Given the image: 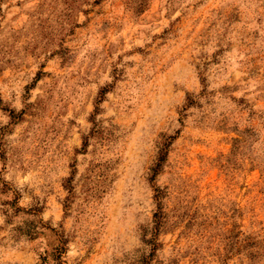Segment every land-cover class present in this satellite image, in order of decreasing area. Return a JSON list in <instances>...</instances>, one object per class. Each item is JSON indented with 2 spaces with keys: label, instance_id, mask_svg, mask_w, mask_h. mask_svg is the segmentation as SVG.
<instances>
[{
  "label": "rangeland",
  "instance_id": "obj_1",
  "mask_svg": "<svg viewBox=\"0 0 264 264\" xmlns=\"http://www.w3.org/2000/svg\"><path fill=\"white\" fill-rule=\"evenodd\" d=\"M59 235L47 264H264V0H0V264Z\"/></svg>",
  "mask_w": 264,
  "mask_h": 264
},
{
  "label": "trees",
  "instance_id": "obj_2",
  "mask_svg": "<svg viewBox=\"0 0 264 264\" xmlns=\"http://www.w3.org/2000/svg\"><path fill=\"white\" fill-rule=\"evenodd\" d=\"M98 111V107H96L95 112ZM166 145L160 148L158 155L156 157V162L154 163V166L151 168V178H153L157 172L160 170V166L162 162L166 158ZM67 243L66 238H63L62 235L58 236V241L55 247H53L52 251L50 254H44L40 256V263L39 264H47L48 263V256L51 255L54 257V259H59L61 254L65 250V244Z\"/></svg>",
  "mask_w": 264,
  "mask_h": 264
}]
</instances>
